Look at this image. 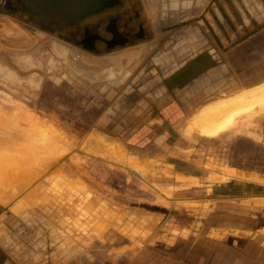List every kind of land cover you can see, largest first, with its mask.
<instances>
[{
    "label": "rangeland",
    "instance_id": "rangeland-1",
    "mask_svg": "<svg viewBox=\"0 0 264 264\" xmlns=\"http://www.w3.org/2000/svg\"><path fill=\"white\" fill-rule=\"evenodd\" d=\"M5 1V5H0V68L6 71L0 72V260L8 264L6 255L9 253L35 257L43 253L45 260L50 258L51 264V258L56 260L57 255L61 256L55 246L61 242L67 246L70 238L65 235V240L62 234L53 237L32 203L33 190L56 176H66L80 183L81 189L98 190L110 205L128 207L131 219L146 224L147 235H152L149 240L160 242L184 237L193 227L197 232L204 214L216 203L217 194L209 185L215 182L213 175L223 171L225 165L243 162L235 152L240 146L237 142L246 136L241 135L243 131L264 129V114L252 120L240 119L233 130L216 138L184 132L201 105L264 81V0L253 3L257 20L262 23L247 25L241 19V25H232L238 38L247 35L250 40H238L228 26L225 37L218 30L221 39L207 29L203 35L197 34L195 28L193 32L197 35L191 40L192 34L185 35L188 26H173L167 31L173 32L168 34L172 42L166 40L165 46L156 49L146 45L140 59L137 58L139 54L130 58L124 70L123 64L115 61L111 69L113 74L98 79L93 72L76 70L73 62L58 51L56 42L39 50L43 42L54 37L48 31L64 34V41L82 49L79 46L84 35L82 30L77 35L73 27L62 29L56 24L46 30L22 0ZM139 2L127 9L130 19L126 22L130 21V25L124 30H136L144 22ZM124 21L122 18L116 23L121 28ZM144 31L143 38L153 34L150 29ZM131 37L136 36L132 33ZM169 43L173 44L170 49ZM109 49L106 44L96 42L94 52H89L101 56ZM10 73L17 79L10 77ZM96 81L101 84L110 81L108 84L112 88L104 86L96 92L92 88ZM174 90L178 91L177 99L173 96ZM191 93L195 96L192 102ZM171 96L174 102H180L175 105L176 109H159L156 104L160 100L169 104ZM155 100V104L147 103ZM27 117H33L35 123L54 136L60 147L66 146L68 150L62 155H51L41 137L31 130ZM140 130L142 134L138 136ZM35 135L37 140L32 139ZM109 144L126 149L129 157H138L142 164L135 169L127 159L117 160L107 152ZM47 157L53 162L44 161ZM183 157L188 160L191 157L196 166L194 172L208 180H200L197 184L180 182L177 170L189 168ZM104 158L113 161L105 165L99 161ZM16 159L24 162L18 164L22 167L30 165L25 174L20 171L23 169L13 166ZM5 170H9L7 176ZM12 174L14 176H9ZM34 175L39 177L35 179ZM70 251L71 248L66 247L61 253L72 256L73 251Z\"/></svg>",
    "mask_w": 264,
    "mask_h": 264
},
{
    "label": "crops",
    "instance_id": "crops-1",
    "mask_svg": "<svg viewBox=\"0 0 264 264\" xmlns=\"http://www.w3.org/2000/svg\"><path fill=\"white\" fill-rule=\"evenodd\" d=\"M139 1L145 16L141 31L145 33V29H150L153 31L152 36L134 38L131 34L137 30L122 32L121 37L128 41L120 45L115 42L110 51L101 53V56L111 53L115 48L124 50L142 46L137 57L140 59L147 49L146 45L150 44V48L156 49L165 46L167 41L172 42L168 34L173 32L167 31H171L173 26L185 24L188 26L185 35L192 34L190 38L194 40L198 33L203 35L206 29L213 35L216 33L217 38L221 39L217 34L218 30L225 37L226 26L233 31L232 25H241V19L247 25L262 23L258 22V13L253 6L254 1L259 4L257 0H149L156 12L154 17L144 0ZM260 9L262 10L261 7ZM126 23L130 25V21ZM195 28L198 29L197 34L193 32ZM238 35L237 39L241 38V41L248 38L247 35H244L247 36L245 38H238ZM172 45L169 43L168 49ZM134 57L136 56L129 53L128 60L121 68L124 70L129 65L130 58ZM99 82L101 81L92 84L96 92L104 86L112 88L108 84L110 81L106 84ZM84 85L87 87V84ZM173 96L178 98L177 90H174ZM190 98L192 102L195 96L191 93ZM173 100L171 96L169 104L160 100L156 105L165 111L176 109L175 105L180 102ZM155 102L156 100L147 103ZM171 114L170 112L169 115ZM140 133L142 134V130L138 132V136ZM241 135L246 136L239 137L241 140L237 144L240 146L235 148V152L243 162L223 166L236 169L239 176H229L225 170L215 172V175H228L229 179L209 184L213 187L210 189L217 194L216 203L204 214L198 231L193 227L190 234L184 237L160 242L149 240L152 235H147L146 224L139 219H131L128 207L125 209L110 205L98 190L81 189L66 176L53 177L45 185L35 188L32 203L39 210L43 225L47 223L53 237L62 234L63 238L65 235L70 238L67 246L61 242L55 248L61 256L64 255L61 251L66 247L73 251L72 256L57 255L56 260L51 258V264H264V129L251 128ZM186 158L182 159L189 168L177 172L196 177L199 181L208 180L202 174L195 173L193 159ZM104 159L99 161L105 165L112 163V160ZM254 175L260 177L258 181L251 178ZM201 185L204 186V183ZM6 256L8 264H50V258L45 260L43 253L38 257L20 253L15 256L9 253ZM5 263L0 260V264Z\"/></svg>",
    "mask_w": 264,
    "mask_h": 264
},
{
    "label": "bare ground",
    "instance_id": "bare-ground-1",
    "mask_svg": "<svg viewBox=\"0 0 264 264\" xmlns=\"http://www.w3.org/2000/svg\"><path fill=\"white\" fill-rule=\"evenodd\" d=\"M57 46V45H56ZM55 49V48H54ZM56 50V49H55ZM59 51V50H58ZM62 54V53H61ZM129 54V53H128ZM125 54L122 56L124 57ZM128 56V55H126ZM32 59V58H31ZM15 60V59H14ZM119 60V59H117ZM20 61V60H19ZM30 62V60H28ZM33 61H35L33 59ZM38 61V59H37ZM18 62V61H17ZM36 62V61H35ZM24 63V62H23ZM32 63V61L30 62ZM1 64V62H0ZM19 64V63H18ZM33 64V63H32ZM117 64V63H116ZM119 64V63H118ZM22 64H20V67H21ZM24 65V64H23ZM28 62L26 64L27 67L28 66ZM24 66V67H26ZM4 66H2L3 68ZM23 67V66H22ZM23 67V68H24ZM5 68L1 69L0 68V72H3L2 70H4ZM9 71V70H8ZM4 72H6L4 70ZM114 72V71H113ZM11 75L13 73H10ZM15 75V74H13ZM10 76V77H13ZM36 76V75H35ZM39 77V76H38ZM14 79H17L15 77H13ZM29 78V77H28ZM27 78V79H28ZM32 78V77H31ZM30 78V79H31ZM12 79V80H14ZM39 79V78H38ZM16 81V80H15ZM30 81V80H29ZM34 81V80H33ZM13 82V81H12ZM28 82V81H27ZM35 83V82H34ZM32 83V84H34ZM235 85V84H234ZM22 108V107H21ZM24 111H27V109L25 108ZM28 112V111H27ZM26 112L24 113V119H26ZM261 114H264V81L255 85V86H251L249 88H243V89H240V91L232 94V95H229V96H226V97H222V98H218V99H215L213 101H210V102H207L206 104L204 105H201V107L198 108V110L191 116V118L189 119V122L187 124V127L185 129V132L187 135H192L194 132H198L199 134L203 135V136H207V137H219L221 136L222 134H226L227 132L233 130L237 124H238V121L240 119H246V120H252L254 118H256L257 116L261 115ZM27 119L29 120L30 124H31V130L34 131V134H37L38 136L41 137L42 141L44 142L45 144V148L48 147V149L46 150H49L50 151V154L51 155H55V153H60L61 155L66 151L68 150V148L66 146H62L60 147V145L57 143V140L54 138V136L52 134L49 133V131H47L46 129H44L43 127H41L40 125H38L37 123L34 122L33 120V117L31 118H28ZM1 123V122H0ZM28 123V122H27ZM2 125V124H0ZM30 126V125H29ZM1 127V126H0ZM31 130H30V135H31ZM28 134V133H27ZM36 135L35 136H32V139L34 140H37L36 139ZM95 137V136H94ZM104 137V136H103ZM102 137V139H103ZM38 138V137H37ZM40 139V138H39ZM106 139V138H105ZM188 139V138H187ZM98 141V140H97ZM114 141V140H112ZM111 141V142H112ZM42 142V144H43ZM103 142V141H102ZM30 144V143H29ZM121 145V144H120ZM40 146V145H39ZM43 146V145H42ZM124 146V145H123ZM41 149H43L42 147H40ZM58 148H61V149H58ZM125 148V147H124ZM40 150V149H39ZM38 150V151H39ZM106 150L107 152H110L113 154V156H115V158L119 161L123 160L124 158L127 159L126 162H130L132 165H134L135 169L137 166L141 165L142 163L138 161V157L134 158L133 156L132 157H129L125 152L124 149L121 148H117L115 145L113 144H109V146L106 147ZM29 151V150H28ZM37 151V150H36ZM44 151V150H43ZM42 151V152H43ZM34 152V151H33ZM24 153V151H23ZM29 153V152H28ZM40 153V152H39ZM47 153V152H46ZM132 153V152H131ZM38 154V153H37ZM36 154V155H37ZM48 154V153H47ZM107 153H104V155H106ZM134 154V153H133ZM22 155V154H21ZM24 155V154H23ZM31 155V154H30ZM35 155V156H36ZM45 155V153H43V156ZM132 155V154H131ZM42 156V155H41ZM58 156V155H57ZM139 156V155H138ZM40 157V156H39ZM110 157V156H109ZM35 158V157H34ZM44 158V157H43ZM138 158V159H137ZM46 160L44 161H48V157L45 158ZM129 159V160H128ZM142 159V158H140ZM21 160V159H20ZM19 160V161H20ZM40 160L41 162V159H38ZM43 160V159H42ZM56 160V159H55ZM113 161V159H111ZM16 161H18V159H16ZM16 161L14 162L13 160V166L18 168V170L20 169H23V170H20V171H26L27 169H29L28 167L30 165H28L27 167V164H26V167H25V164L22 166L18 165L20 162L18 161V163H16ZM51 159H49L48 162H50ZM138 161V162H137ZM143 162V160H141ZM53 162V161H51ZM50 162V163H51ZM56 162V161H55ZM24 162L20 163L21 165L23 164ZM49 163V164H50ZM115 163V162H114ZM20 166L17 167L16 166ZM33 164V163H31ZM39 164V163H37ZM129 164V163H128ZM130 164V165H131ZM146 164V163H145ZM144 164V165H145ZM155 164V163H154ZM52 165V164H51ZM126 165V164H125ZM32 166V165H31ZM33 166H36L37 165H33ZM129 166V165H128ZM51 167V166H50ZM49 167V168H50ZM146 167V165H145ZM48 167H46L45 169H47ZM141 168V167H140ZM12 169V167H11ZM14 171H15V168H13ZM12 169V170H13ZM26 169V170H25ZM39 169V168H38ZM139 169V168H137ZM142 169V168H141ZM147 169V168H145ZM32 169H30L29 171H31ZM144 169H142L143 171ZM223 170H225V172H227L228 174H230L229 176H237L238 173H237V170L234 169V168H231V167H225ZM8 171V172H7ZM37 171V170H36ZM148 171V169H147ZM146 170H144V172H147ZM13 172V171H12ZM17 172V171H16ZM14 172V173H16ZM224 172V173H225ZM7 173H9V170H5L4 174L6 175ZM20 172L18 171V174ZM26 172H24L25 174ZM38 173V172H37ZM40 173V172H39ZM16 174V175H18ZM214 174V172H213ZM15 175V176H16ZM20 175V174H19ZM18 177H22V176H19ZM41 175V174H40ZM212 175V174H211ZM7 176V175H6ZM9 176H14L13 174L12 175H9ZM24 176V175H23ZM31 176V175H30ZM229 176H224V175H219V174H216L213 176V180L214 181H220V180H224L225 179L227 180V178L229 179ZM239 176V175H238ZM16 176V180L19 181V178ZM29 177V176H28ZM35 179L36 177H39V176H36L34 175ZM33 177V178H34ZM258 177L259 176H251L252 179H257L258 181ZM2 178V177H1ZM27 178V177H26ZM25 178V179H26ZM260 178V177H259ZM34 179V180H35ZM177 179L180 181V182H187V183H193L195 182L196 184L197 183H200L199 179L196 178V177H188V176H185L181 173H178L177 174ZM17 181L14 182L15 184H17ZM29 181L30 180V177H29ZM12 182V183H13ZM26 182V181H25ZM13 183V184H14ZM20 183V182H18ZM24 183V182H23ZM22 183V184H23ZM26 184V183H25ZM20 186V185H18ZM22 186V185H21ZM77 186H80V183H77ZM171 188V187H170ZM179 188H182L179 187ZM2 239V238H1ZM5 239V238H4Z\"/></svg>",
    "mask_w": 264,
    "mask_h": 264
},
{
    "label": "water",
    "instance_id": "water-1",
    "mask_svg": "<svg viewBox=\"0 0 264 264\" xmlns=\"http://www.w3.org/2000/svg\"><path fill=\"white\" fill-rule=\"evenodd\" d=\"M27 5L32 7V9L39 13L42 21L48 22L50 20L59 21L61 24L70 23L86 14L99 9L100 4L97 6L92 3V0H25ZM149 0H144L146 3L151 16H155L156 12L148 2ZM56 42L59 45V51H61L64 56H66L70 61L73 62V66L76 70L80 72H93L96 74L94 78H101L103 75H112V67L114 62L119 64L125 63L128 58L126 55L128 53L137 56L141 51L142 46H136L133 48L122 49L116 52L109 53L103 56H97L90 53L87 50L77 48L74 45L67 43L57 37H52L51 40L43 42L39 46V50L43 49L45 46H50ZM125 54L124 57H122ZM83 72V73H84Z\"/></svg>",
    "mask_w": 264,
    "mask_h": 264
},
{
    "label": "flooded vegetation",
    "instance_id": "flooded-vegetation-1",
    "mask_svg": "<svg viewBox=\"0 0 264 264\" xmlns=\"http://www.w3.org/2000/svg\"><path fill=\"white\" fill-rule=\"evenodd\" d=\"M22 2H24V4L33 12V14L38 17L40 24H42L43 28L46 30H48V26H50L51 24H56L62 29L66 27H73L74 30H76V33L74 34L77 35H79L82 30L84 32V35L81 39L82 43L79 46H81L82 49L84 48V50L90 52H94L93 48L96 42L106 44L108 48L112 47L115 42L118 43V45L125 42L126 40L121 37V34L122 32L124 33L131 31V29L124 30V28H127L129 24L124 22L123 26L120 28L116 21H119L122 18L123 20H126L128 18L126 15V13L128 14L127 9L138 5V0H92V3H95L94 6L100 4L98 10L86 14L83 17H80L79 19H76L70 23L61 24L56 20L43 22L39 13L35 12L32 7L27 5L25 0H22ZM5 3L6 1L4 2V0H0V5H5ZM136 30V32H133L134 36L138 38L143 37V31H141L143 30L142 23L138 25ZM48 32H50V34H52V36L54 37L62 40L64 39L63 37L65 35L61 34L60 32Z\"/></svg>",
    "mask_w": 264,
    "mask_h": 264
}]
</instances>
